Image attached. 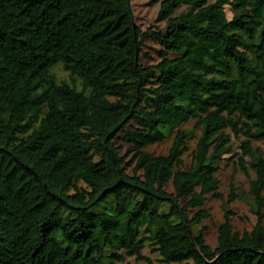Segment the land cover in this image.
Returning a JSON list of instances; mask_svg holds the SVG:
<instances>
[{
  "label": "trees",
  "instance_id": "16d2710c",
  "mask_svg": "<svg viewBox=\"0 0 264 264\" xmlns=\"http://www.w3.org/2000/svg\"><path fill=\"white\" fill-rule=\"evenodd\" d=\"M151 3L164 25L142 30L134 0H0V264H155L148 247L163 264H264V0ZM234 138L254 177L226 205L256 223L235 230L226 208L213 247L204 206Z\"/></svg>",
  "mask_w": 264,
  "mask_h": 264
},
{
  "label": "rangeland",
  "instance_id": "374dc122",
  "mask_svg": "<svg viewBox=\"0 0 264 264\" xmlns=\"http://www.w3.org/2000/svg\"><path fill=\"white\" fill-rule=\"evenodd\" d=\"M185 9L182 8L181 10ZM134 10L136 14V21L138 26L142 30H146L149 27L164 25V23H158V14L160 11V3L152 4L151 0H134ZM228 15L233 16V11L230 7L227 9ZM148 46H155L151 41L147 42ZM146 52L155 54L152 51V48H146ZM156 57V56H155ZM154 60H151L147 57H143V64L149 65L153 63ZM54 73L56 74L59 81H68L72 80L69 72H67L61 64L57 65L54 68ZM76 86L78 89L82 88L81 81L75 79ZM181 129L192 130V136L188 140L187 147L188 149L183 154L184 164L183 168H188L192 164L194 151L199 137L201 136V129L195 126V121L192 120L189 123L183 125ZM174 137L166 139L164 142L148 147V151L154 155H166L169 153L170 148L172 147ZM237 139H233V153L226 155L225 159L221 162L220 169L217 172V176L221 181L220 192L222 193V198H209L204 206L211 217L204 220L202 226H205V237L209 245L216 247L218 244V228L225 222L226 218V208L231 210L230 219L235 230L244 232L251 230L254 224L256 223V216L251 211L250 205L242 200L237 198L232 202L228 207L226 202L229 196L232 193V188H235L236 194L247 193L250 186V181L254 177V172L250 170V174L246 175L243 171L236 167L235 162L237 160V154L240 153L239 143ZM256 146H259L260 143H256ZM129 159V158H128ZM129 171L132 172V167L129 168ZM169 189H172L171 183L168 186ZM197 210H194L193 213H196ZM144 254L152 258L155 264H163L158 261L159 255L156 252H153L150 247L144 250ZM146 264L144 260H137L135 257H127L126 261L120 262L117 264Z\"/></svg>",
  "mask_w": 264,
  "mask_h": 264
}]
</instances>
